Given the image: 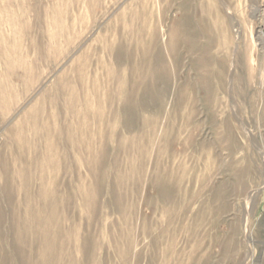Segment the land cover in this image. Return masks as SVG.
<instances>
[{"label":"rangeland","instance_id":"374dc122","mask_svg":"<svg viewBox=\"0 0 264 264\" xmlns=\"http://www.w3.org/2000/svg\"><path fill=\"white\" fill-rule=\"evenodd\" d=\"M263 20L0 0V264H264Z\"/></svg>","mask_w":264,"mask_h":264},{"label":"bare ground","instance_id":"6f19581e","mask_svg":"<svg viewBox=\"0 0 264 264\" xmlns=\"http://www.w3.org/2000/svg\"><path fill=\"white\" fill-rule=\"evenodd\" d=\"M254 6V5H253ZM257 8L254 9V12L257 13ZM263 22V29L261 30L260 32V35L261 36V43L263 44L264 46V20L262 21ZM261 48V47H260ZM263 49V48H262ZM153 72V71H152ZM160 180V179H159ZM158 180V181H159ZM162 182V180H160ZM163 185V183H161ZM161 184L159 185V182H158V185L157 187H161ZM165 186V185H164ZM166 187V186H165ZM170 188V187H169ZM163 190H166L165 188ZM160 191V194L158 195V198H159V202L161 204H167V203H170L171 201V196L169 195V192L171 193L172 191ZM172 190V189H171ZM166 212V210H165ZM28 217L29 219L32 221L34 218H33V215L32 214H28ZM31 228H32V223L31 222H25L21 225V229L24 230V233H22V231L18 230V233H17V236H19V238H22L23 240H26L29 236H31L32 234V231H31ZM43 238L45 239V237L43 236ZM43 246L45 247V254L43 255V259L42 261L40 262V264H59L60 261L57 262V259H54V257L50 256V254L54 251V249L58 246L54 243H51L49 241H46ZM74 264V263H73ZM76 264V263H75Z\"/></svg>","mask_w":264,"mask_h":264}]
</instances>
